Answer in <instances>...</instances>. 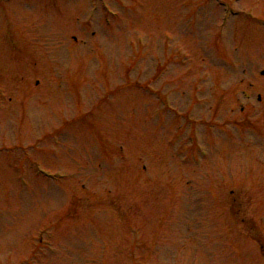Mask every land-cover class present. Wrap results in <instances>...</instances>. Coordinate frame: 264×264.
I'll list each match as a JSON object with an SVG mask.
<instances>
[{
	"label": "rangeland",
	"instance_id": "374dc122",
	"mask_svg": "<svg viewBox=\"0 0 264 264\" xmlns=\"http://www.w3.org/2000/svg\"><path fill=\"white\" fill-rule=\"evenodd\" d=\"M216 1L0 0V264H264V0Z\"/></svg>",
	"mask_w": 264,
	"mask_h": 264
}]
</instances>
